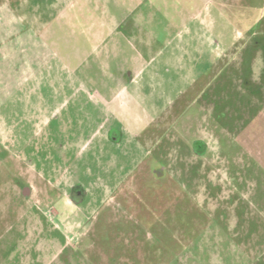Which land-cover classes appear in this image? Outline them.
<instances>
[{
	"label": "rangeland",
	"instance_id": "1",
	"mask_svg": "<svg viewBox=\"0 0 264 264\" xmlns=\"http://www.w3.org/2000/svg\"><path fill=\"white\" fill-rule=\"evenodd\" d=\"M261 5L0 0V261L264 264Z\"/></svg>",
	"mask_w": 264,
	"mask_h": 264
},
{
	"label": "crops",
	"instance_id": "2",
	"mask_svg": "<svg viewBox=\"0 0 264 264\" xmlns=\"http://www.w3.org/2000/svg\"><path fill=\"white\" fill-rule=\"evenodd\" d=\"M129 74V73H128ZM151 80L149 79V82H148V84L149 83H151L150 82ZM129 86H128V88H130L131 86H132V81L130 80L129 82ZM147 83H144V84H141V89H140V93H141V97H139V98H137V99H133V101L134 102H136V109H135V112H133V114H134V119H136V120H138L140 123H142V125H144V115H145V113L143 114L142 112H143V110L141 109V104H144V103H142V101H143V99H144V94L142 95V93L143 92H145V94L146 93H148V88L147 87H149V85H148ZM63 89V88H62ZM75 88L73 87V84L69 87L68 86V84L66 83L65 84V90L66 91H69L70 90V92H71V95H70V98H66L64 101H62V102H60V103H58L57 105H56V107H55V109H54V111H53V113H51V117L52 118H50V120H49V124H51L54 120H59V118H61V116H62V114L64 113V112H66V118H64L65 120H60L59 122H60V129L62 128V126L65 124L64 122H66V124H67V122H70L71 123V125H72V127H74V122L73 121H77V122H80L81 124H79L78 126H79V128H80V130H84L83 131V133H85V131H87L88 133H87V137H89L90 136V132H91V127H92V125H93V122H94V124L95 125H98V126H100V124L103 122V120H102V118L100 117V115L102 114L101 112H100V110H102V109H97V111H94V112H92V113H94L93 114V116L92 117H90V118H88V117H86L85 119H80V118H75V120H73V118H72V120H70V117L68 118V116H69V114H71V111L70 110H68V108L70 107V105H71V100H73V98H74V96L76 97L77 95H78V93H75V95H74V90ZM77 90V89H76ZM82 94H83V96H85L86 97V102L87 103H90V102H94V101H92L91 99H90V97L88 96V95H86L84 92H81ZM147 98H149V96H145V101H147ZM133 102V103H134ZM101 105V104H100ZM111 105V104H110ZM65 107V108H64ZM148 109L146 108V111H147ZM87 116V115H86ZM116 117V116H115ZM90 119H92V120H90ZM70 120V121H69ZM121 125H122V127L120 126V127H114V126H111V128L112 129H125V127H124V123H122L119 119H116ZM82 123H84V125H82ZM103 123H105V122H103ZM146 125V124H145ZM126 130V129H125ZM123 132V131H122ZM53 138V139H52ZM48 141L50 142V145L51 144H58V143H60V141H58L57 139H56V135H50L49 137H48ZM52 146V145H51ZM41 147V146H40ZM55 157H57V152H56V156ZM0 264H5V263H3V262H1L0 261ZM22 264H26V263H22Z\"/></svg>",
	"mask_w": 264,
	"mask_h": 264
},
{
	"label": "flooded vegetation",
	"instance_id": "3",
	"mask_svg": "<svg viewBox=\"0 0 264 264\" xmlns=\"http://www.w3.org/2000/svg\"><path fill=\"white\" fill-rule=\"evenodd\" d=\"M257 9L258 10L256 11V13H254L255 15L252 17V19L257 24H260L264 20V0H262V5L260 7L258 6ZM261 12H263L262 15H261ZM121 133L123 134L121 129H111V132H110L111 138L116 139V137H121ZM114 135H115V137H114ZM192 147H193L194 151L197 153H202L205 151V144L202 143V141H200V140L194 141L192 144ZM93 153H95V152H93ZM96 154H99V155L102 154V147H100L99 145L96 147ZM85 196H86V192L80 186H77L72 190L71 197H72V199H74L78 202H82L84 200Z\"/></svg>",
	"mask_w": 264,
	"mask_h": 264
}]
</instances>
